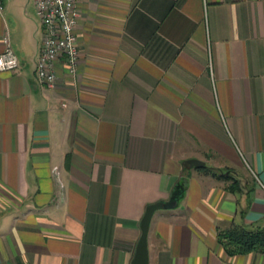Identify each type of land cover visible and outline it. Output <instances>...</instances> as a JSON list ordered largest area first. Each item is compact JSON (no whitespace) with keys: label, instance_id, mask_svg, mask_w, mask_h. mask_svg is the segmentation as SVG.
<instances>
[{"label":"crops","instance_id":"0c3cea01","mask_svg":"<svg viewBox=\"0 0 264 264\" xmlns=\"http://www.w3.org/2000/svg\"><path fill=\"white\" fill-rule=\"evenodd\" d=\"M3 2L18 67L0 72V264H131L155 204L148 264H264L217 241L264 229L244 165L264 181V0H80L76 71L60 58L54 89L35 78L31 1Z\"/></svg>","mask_w":264,"mask_h":264},{"label":"built area","instance_id":"2783aa9c","mask_svg":"<svg viewBox=\"0 0 264 264\" xmlns=\"http://www.w3.org/2000/svg\"><path fill=\"white\" fill-rule=\"evenodd\" d=\"M42 31L39 56L35 65V78L41 88L54 89L57 78L54 64L64 58L69 74L76 71L78 59L75 27L79 19L80 0H30ZM4 11V2L0 0V15ZM18 67V58L4 39V50L0 54V72H13ZM244 165L256 182L258 189L264 192V182L252 170L247 161Z\"/></svg>","mask_w":264,"mask_h":264},{"label":"trees","instance_id":"16d2710c","mask_svg":"<svg viewBox=\"0 0 264 264\" xmlns=\"http://www.w3.org/2000/svg\"><path fill=\"white\" fill-rule=\"evenodd\" d=\"M204 173L213 178L229 183L227 188L232 193L239 192L240 182L235 174L228 170L215 169L205 166ZM185 181L180 180L173 188L172 194L179 199L183 198L185 192ZM243 211H239V216H243ZM217 241L228 256L245 255L251 252L264 253V229H247L242 225H233L231 228L219 231Z\"/></svg>","mask_w":264,"mask_h":264},{"label":"water","instance_id":"95a60500","mask_svg":"<svg viewBox=\"0 0 264 264\" xmlns=\"http://www.w3.org/2000/svg\"><path fill=\"white\" fill-rule=\"evenodd\" d=\"M186 164L190 168L203 169L205 167L204 162L195 160V159L186 161ZM174 206H175V203L171 205V207H174ZM163 207L164 205L162 204L152 205L148 208V210L145 212L144 216L142 217L140 221V238L136 246L134 259L131 264H148L147 234H148L150 220H151L153 213L156 210H159Z\"/></svg>","mask_w":264,"mask_h":264},{"label":"rangeland","instance_id":"374dc122","mask_svg":"<svg viewBox=\"0 0 264 264\" xmlns=\"http://www.w3.org/2000/svg\"><path fill=\"white\" fill-rule=\"evenodd\" d=\"M35 10V9H34ZM35 15H36V12H35ZM36 18H37V15H36ZM37 20H38V18H37ZM39 22V21H38ZM249 164V163H248ZM250 165V164H249ZM207 166H208V164H207ZM248 177L247 178H249L250 179V177H249V175H247ZM259 177V176H258ZM252 178V177H251ZM260 178V177H259ZM253 179V178H252ZM261 179V178H260ZM254 180V179H253ZM255 181V180H254ZM261 181H263L262 179H261ZM264 182V181H263ZM255 184H256V182H255Z\"/></svg>","mask_w":264,"mask_h":264}]
</instances>
